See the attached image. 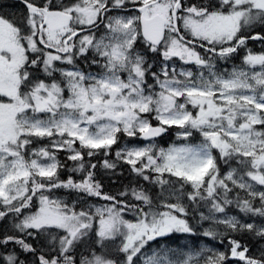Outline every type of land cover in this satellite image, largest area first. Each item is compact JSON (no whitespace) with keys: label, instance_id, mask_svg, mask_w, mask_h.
<instances>
[{"label":"snow or ice","instance_id":"1","mask_svg":"<svg viewBox=\"0 0 264 264\" xmlns=\"http://www.w3.org/2000/svg\"><path fill=\"white\" fill-rule=\"evenodd\" d=\"M19 3L0 11V264H264L242 240L264 242V50L248 47L264 44V0ZM170 130L181 143L158 147ZM122 137L149 143L109 159ZM58 150L79 179H61ZM98 155L138 187L104 191ZM197 212L223 251L145 255L194 234Z\"/></svg>","mask_w":264,"mask_h":264},{"label":"trees","instance_id":"2","mask_svg":"<svg viewBox=\"0 0 264 264\" xmlns=\"http://www.w3.org/2000/svg\"><path fill=\"white\" fill-rule=\"evenodd\" d=\"M257 30H259V29H257ZM259 43H260L259 41L258 42L257 41H250L248 47L253 48L252 50L255 52H260L264 49L262 47L258 46ZM241 63H242V58L237 57L235 60L228 62V69L233 68V67H239L241 65ZM225 66L226 65H224L222 62L219 65L221 70ZM174 133H175L174 130H170L165 137L170 138ZM131 140L132 141H140L139 138H131ZM41 142H45V141H41ZM61 154H63V155H60V157H59L60 162L62 165H64V167H61L58 169L60 176H61V179H66L67 176H69V175H71L74 179H79L81 177L82 173L72 171V169L75 168L77 162L69 160L67 158L68 153L66 151L61 150ZM104 158L105 157L102 155H98L96 157L91 158L92 163L97 164V169L95 170L97 173V179L101 180V182L104 186V191L109 192L113 195H116L126 188L138 187L135 174L131 173L129 170L130 166L124 164L123 162H119L118 166L115 170L104 169L102 167V162H103ZM85 159L87 161L88 158L86 157ZM139 186H141V187L146 186L150 190L149 194L154 196V197L159 193L158 187L152 186V185H147V182L141 181ZM64 191L65 190H63V189L57 190L58 193H63ZM63 197L66 198L67 200L69 199V197L67 195H64ZM73 199H75V197H73ZM88 199H89L90 204H92V203H102V204L106 203L105 201L98 200L97 198H88ZM189 219H190V222L195 224L196 228L198 229L194 233V235H192L190 237L191 238L190 241L188 240L186 235L182 234V235L178 236V234H177V235H174V237L160 238L158 241L151 242L150 245H154V246L158 247L161 245V243L166 245L165 243L169 242L174 246H180L184 242L189 241L190 244H193L194 242L198 243V240H203L204 239L203 229L199 226L197 218L192 219L190 216ZM10 225H11V220H9V227H10ZM216 240L219 241V238H217ZM242 240L249 247L250 254L259 255V250L261 248H264V242L258 241L256 238H252L250 236L245 235L242 237ZM225 243H226V241H225ZM11 250L12 249L10 247L9 251H11Z\"/></svg>","mask_w":264,"mask_h":264},{"label":"rangeland","instance_id":"3","mask_svg":"<svg viewBox=\"0 0 264 264\" xmlns=\"http://www.w3.org/2000/svg\"><path fill=\"white\" fill-rule=\"evenodd\" d=\"M259 44H258V46L262 47L264 49V44H261V43H259ZM251 49H253V48H251ZM149 82H151V80H149ZM153 123H155V121H153ZM173 135L175 136L176 134L174 133ZM173 135L170 138L162 137L159 140L156 139L157 146L167 148L168 146H170L172 144L181 143V141H179V140L177 141L176 139H174ZM40 143L45 144V143H47V141L40 142ZM148 143L149 142L146 140L132 141L131 138L122 137L121 141L118 142V145H113V152L110 154V156L108 158L111 160H115L114 150L117 149L118 147H124L125 145L128 147H133V146L143 147L144 145H146ZM38 145H40V144H38ZM38 145H36V146L38 147ZM56 154H57L58 160L60 161L59 157H60V155H63V154H61V150H58L56 152ZM117 163H119V162H117ZM232 166L236 167L235 163H233ZM222 168H223V166H222ZM63 199H65V198H63ZM65 200H67V199H65ZM96 205L99 206L101 204H96ZM198 211H203L207 215L208 210H207V207H201ZM229 214L230 215H238L239 217H241L245 220L248 219V217L246 215H244L243 213H239L238 210H236V209H232ZM125 219H133V216L131 214H126ZM253 219L256 222H259V220H260L259 217H255ZM197 220H198L199 226L203 229V231L206 229H209L210 227H214V225H212V223L210 221L200 222L198 219V212H197ZM176 234H180V233H176ZM184 235H186L187 237H191L194 234H184ZM166 249H170L171 253H176V254L188 253V252H199L202 250L206 252L208 249H214V250H220V251L224 250V248L221 246V244L218 240L204 236V239L198 240V243L194 242L193 244H184V245H180V246L161 245L159 248H155V247L146 248L145 249V255L146 256L151 255L153 252H160V251L166 250ZM141 264H143V258L141 259Z\"/></svg>","mask_w":264,"mask_h":264},{"label":"flooded vegetation","instance_id":"4","mask_svg":"<svg viewBox=\"0 0 264 264\" xmlns=\"http://www.w3.org/2000/svg\"><path fill=\"white\" fill-rule=\"evenodd\" d=\"M22 5L19 0H0V11L9 14L10 16L21 15ZM81 67L87 69V65L81 62Z\"/></svg>","mask_w":264,"mask_h":264},{"label":"bare ground","instance_id":"5","mask_svg":"<svg viewBox=\"0 0 264 264\" xmlns=\"http://www.w3.org/2000/svg\"><path fill=\"white\" fill-rule=\"evenodd\" d=\"M140 140H142V139H140Z\"/></svg>","mask_w":264,"mask_h":264}]
</instances>
